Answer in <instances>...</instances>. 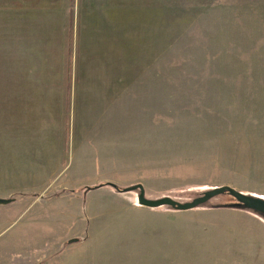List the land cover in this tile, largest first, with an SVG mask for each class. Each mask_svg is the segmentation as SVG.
I'll return each mask as SVG.
<instances>
[{
    "label": "rangeland",
    "instance_id": "1",
    "mask_svg": "<svg viewBox=\"0 0 264 264\" xmlns=\"http://www.w3.org/2000/svg\"><path fill=\"white\" fill-rule=\"evenodd\" d=\"M10 9L0 0V95L23 51L7 49ZM67 10L65 159L28 195L2 183L33 170L8 164L0 98V194L16 199L0 206V264H264V220L226 209L232 197L177 211L124 191L180 203L222 186L264 192V0H71ZM36 36L29 68L46 50ZM55 143L46 134L40 149Z\"/></svg>",
    "mask_w": 264,
    "mask_h": 264
},
{
    "label": "crops",
    "instance_id": "2",
    "mask_svg": "<svg viewBox=\"0 0 264 264\" xmlns=\"http://www.w3.org/2000/svg\"><path fill=\"white\" fill-rule=\"evenodd\" d=\"M7 1L8 6L13 7V9L8 10L9 16L7 20L8 23L11 24V27L10 31L7 32V49L9 50L11 46L15 47V43L23 46V53H18L19 60L17 61V64L12 63L10 66H8L9 64L7 65V77L5 80L6 90L5 94L0 95V98L5 97V101L7 102L6 130L12 131V133H8L5 138L8 144L7 161L9 164L11 159L10 156L12 155L13 161L18 160L17 162L23 168L24 166L25 168L31 167L33 172L29 174L23 172V176L19 178L14 176V174L11 175L9 171L7 177L5 179L2 178V183L7 186L15 185L27 191L26 193L28 195L37 190L39 191L45 182L49 183L52 179L53 181L57 180L62 173L60 172L56 179H54L55 175L49 180L45 182L43 181L44 183L42 182V186L38 188V186H40L39 182L42 179V174L43 176H48V168L52 161H54L57 166L60 165L57 167V170L59 171L62 167L61 162L65 159L62 154L63 142L60 139V136L67 132V130L64 129L66 125L65 117L67 116V103L71 95L67 79L70 44V17L67 12V7L70 5L71 0ZM28 6L36 7V9L39 10L34 9L28 11L26 9ZM15 7L19 10H14ZM41 8H44L45 10ZM56 8L58 13L57 11L55 12ZM15 15L17 17H15ZM57 25L59 26L57 27ZM35 36L47 40V45L46 50L40 52V58L35 54L39 66L29 68L31 65L30 60H32L30 48L35 49ZM15 39H17V42H15ZM36 42L37 44H40L39 41ZM57 50L58 53L61 52V55H59L60 58L56 61L54 60V55H57ZM37 51L38 49L36 52ZM10 55L11 54L7 51L8 60L10 59ZM43 57H45V60H43L44 62L41 66V60ZM24 62H26V64ZM15 70L19 71L20 78L10 76L15 74ZM30 71L34 73L37 72L35 75L33 74V76L36 77H32V74L31 77H29L26 74V72L31 73ZM54 73L57 77H53ZM3 81L4 80H0V83ZM75 83L76 80L72 79L70 87ZM50 133L55 137L56 143L54 153H52L51 150L49 151V148L43 150L40 149L41 138L43 137L44 140L46 134L50 135ZM15 147L18 148V151L22 152V154H17L15 156ZM32 174L33 176L31 177L30 175ZM242 191L243 190H240L239 192ZM248 191H245V194H253ZM254 194H258L254 196L264 199V192H257ZM0 198L11 199L12 203L7 205L16 203V199L14 198H5V196H2L1 194ZM225 208L245 211L241 208ZM249 212L250 215L259 220H261V218L264 220L260 215L251 211Z\"/></svg>",
    "mask_w": 264,
    "mask_h": 264
},
{
    "label": "water",
    "instance_id": "3",
    "mask_svg": "<svg viewBox=\"0 0 264 264\" xmlns=\"http://www.w3.org/2000/svg\"><path fill=\"white\" fill-rule=\"evenodd\" d=\"M136 190H139V195H138L139 204L147 208L168 207L177 211H188L202 207L210 200L216 197L222 195H228L232 197L236 202L234 206H230V207L241 208L247 211L254 212L264 217L263 198L244 194L229 186L217 187L212 190L206 191L201 196L195 198L193 201L186 203H180L170 197H164L157 200L148 199L145 196V189L142 185H136L130 189H125L124 191L126 192V191H136ZM10 203H12L11 199L0 198V205H7ZM76 241L77 240H71L70 243H74Z\"/></svg>",
    "mask_w": 264,
    "mask_h": 264
}]
</instances>
